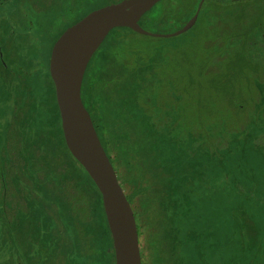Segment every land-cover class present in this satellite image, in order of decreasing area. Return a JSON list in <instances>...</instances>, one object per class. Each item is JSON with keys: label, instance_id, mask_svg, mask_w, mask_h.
<instances>
[{"label": "trees", "instance_id": "1", "mask_svg": "<svg viewBox=\"0 0 264 264\" xmlns=\"http://www.w3.org/2000/svg\"><path fill=\"white\" fill-rule=\"evenodd\" d=\"M113 1L117 0L103 3ZM199 2L161 0L142 16L140 24L153 32L175 31L195 14ZM17 3L24 4L22 0ZM6 10L0 9V20L10 18ZM181 36L184 42L175 40L178 36L153 37L126 27L113 29L99 48L104 46L101 63H89L83 102L103 146L100 124L108 104L101 116L95 102L85 103L84 83L85 93L98 100L107 87L116 86L129 126L131 121L143 124L145 138L151 134L162 144L173 143L187 161L207 166L213 186L207 185V177H199L195 193L183 186L176 202L178 211L174 218H165L161 231L165 238L175 235L174 248L181 255L189 254L187 264H264V0H205L197 23ZM9 41L0 35V51L7 50ZM201 42L211 72L195 71L194 59L193 70L188 72L196 53L195 48L191 54L190 46ZM41 46L31 47L41 58L34 65L48 71L50 54L41 49V56ZM195 73L200 77H194ZM245 89L252 105L233 103L231 117L220 107L212 108L223 99L220 92L240 98ZM69 153L92 191L70 184L69 213L84 224L91 223L90 208L95 203V217H104L108 226L103 200H95L93 186L97 185ZM162 264L167 263L162 260Z\"/></svg>", "mask_w": 264, "mask_h": 264}, {"label": "rangeland", "instance_id": "2", "mask_svg": "<svg viewBox=\"0 0 264 264\" xmlns=\"http://www.w3.org/2000/svg\"><path fill=\"white\" fill-rule=\"evenodd\" d=\"M5 1L0 8L8 9L9 17L15 12L14 15L26 20L28 26L16 28L9 18L10 36L2 37L13 41L20 35L24 43H31L33 47L42 43L39 50L42 56L41 49L45 53L50 50L68 28L89 12L120 0L109 4L103 3L105 0H50L53 2L48 7L49 0H22L24 4L20 10L17 9L19 3L15 7L11 4L18 0ZM178 39L185 41L181 35L175 40ZM201 43L203 49H200ZM201 43L190 46L191 54L195 48L197 54L191 56L188 72L193 70L192 59L195 71L211 72L212 65L204 57L206 46ZM21 47L27 49L25 45ZM103 47L95 53L92 63H101ZM2 50L0 264H115L109 227L105 225L104 217H95V203L91 204L93 218L88 224L80 222L68 211L70 184L82 186L90 194L92 191L87 187V177L70 156L55 87L47 69L35 68L36 64L28 66L25 59L14 56L12 50ZM18 53L24 52L19 50ZM32 57L34 62L41 61L37 55ZM193 76L200 77L198 73ZM239 81L237 79V83ZM85 87L86 83L85 103L95 102L101 116L104 104H108L104 122L98 123L105 149L135 213L142 264H162V260L167 264L175 261L187 264L189 254L181 255L174 248L175 235L165 238L161 231L166 224L163 225L165 218H174L173 213L178 211L176 202L182 197L183 186L195 193L199 177H207V185L213 186L207 166L187 161L173 143L162 144L151 134L145 138L141 135L147 136L143 124L140 126L131 121L129 126L124 116L126 107L119 101L121 92L116 86L107 87L99 100L85 93ZM220 93L223 99L219 98L212 108L218 110L220 107L227 117L232 116L228 114L233 103H241L243 107L252 105L246 89L240 98L237 94L228 97ZM93 188L96 202L101 203V192L97 187ZM246 221L248 234L251 228L248 219Z\"/></svg>", "mask_w": 264, "mask_h": 264}, {"label": "water", "instance_id": "3", "mask_svg": "<svg viewBox=\"0 0 264 264\" xmlns=\"http://www.w3.org/2000/svg\"><path fill=\"white\" fill-rule=\"evenodd\" d=\"M159 1L120 0L93 10L57 39L50 55L49 70L66 145L102 194L115 264H142L138 227L132 205L83 102V81L93 56L113 29L126 27L148 36L176 37L195 26L205 2L200 0L195 14L184 26L162 33L140 24L142 16Z\"/></svg>", "mask_w": 264, "mask_h": 264}, {"label": "crops", "instance_id": "4", "mask_svg": "<svg viewBox=\"0 0 264 264\" xmlns=\"http://www.w3.org/2000/svg\"><path fill=\"white\" fill-rule=\"evenodd\" d=\"M6 1L5 0H0V6L5 3ZM16 4L12 5L15 7ZM21 6H17V9L20 10ZM2 9V8H0ZM3 11H5V9H3ZM15 12L11 13V17H10V21L14 22L15 23V26L16 28H21L23 26H28L26 23V20H24L22 17H19L17 15H14ZM13 14V15H12ZM0 35L4 36V35H7L8 33V29H9V26H8V20L6 19H2L0 20ZM18 29V30H19ZM24 29V28H22ZM27 38H28V33L26 34ZM24 38H22L20 35L17 37V39H13V41H9L8 42V49L12 50V53L14 54V56H25V61H26V64L29 66V65H34L36 64V62L32 61L33 60V57L32 56H36L35 53L32 52V49L31 47L33 48V46H30L31 43H24ZM21 45H25L27 49H24L21 47ZM53 48V47H52ZM52 48L50 47V50L47 51L48 54L51 55V52H52ZM19 50H22V55L18 53ZM6 51V50H5ZM39 63L37 62L36 65H38Z\"/></svg>", "mask_w": 264, "mask_h": 264}, {"label": "flooded vegetation", "instance_id": "5", "mask_svg": "<svg viewBox=\"0 0 264 264\" xmlns=\"http://www.w3.org/2000/svg\"><path fill=\"white\" fill-rule=\"evenodd\" d=\"M3 52H5L4 50H2ZM21 58L23 57V59H26L25 58V56H20ZM23 69H25V68H23ZM48 73H49V75H50V70H48ZM50 77H51V75H50ZM51 80H52V78H51ZM52 83L54 84V82H53V80H52ZM54 87H55V85H54Z\"/></svg>", "mask_w": 264, "mask_h": 264}, {"label": "snow or ice", "instance_id": "6", "mask_svg": "<svg viewBox=\"0 0 264 264\" xmlns=\"http://www.w3.org/2000/svg\"><path fill=\"white\" fill-rule=\"evenodd\" d=\"M262 142H264V141H262Z\"/></svg>", "mask_w": 264, "mask_h": 264}]
</instances>
